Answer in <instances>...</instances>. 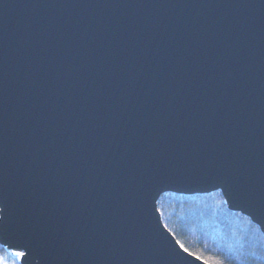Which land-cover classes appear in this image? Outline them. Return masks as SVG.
<instances>
[{
    "label": "water",
    "instance_id": "95a60500",
    "mask_svg": "<svg viewBox=\"0 0 264 264\" xmlns=\"http://www.w3.org/2000/svg\"><path fill=\"white\" fill-rule=\"evenodd\" d=\"M217 190L264 233V0H0L19 264H209L158 200Z\"/></svg>",
    "mask_w": 264,
    "mask_h": 264
},
{
    "label": "trees",
    "instance_id": "16d2710c",
    "mask_svg": "<svg viewBox=\"0 0 264 264\" xmlns=\"http://www.w3.org/2000/svg\"><path fill=\"white\" fill-rule=\"evenodd\" d=\"M158 209L184 249L209 264H264V233L228 208L220 190L207 194L164 193ZM0 264H19L0 244Z\"/></svg>",
    "mask_w": 264,
    "mask_h": 264
},
{
    "label": "snow or ice",
    "instance_id": "6c2138e0",
    "mask_svg": "<svg viewBox=\"0 0 264 264\" xmlns=\"http://www.w3.org/2000/svg\"><path fill=\"white\" fill-rule=\"evenodd\" d=\"M187 251V249H185Z\"/></svg>",
    "mask_w": 264,
    "mask_h": 264
}]
</instances>
